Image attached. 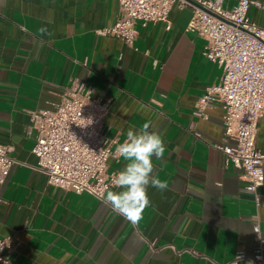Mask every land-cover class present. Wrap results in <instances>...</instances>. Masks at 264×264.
<instances>
[{"label":"crops","instance_id":"crops-1","mask_svg":"<svg viewBox=\"0 0 264 264\" xmlns=\"http://www.w3.org/2000/svg\"><path fill=\"white\" fill-rule=\"evenodd\" d=\"M254 1L261 4H251L248 15L264 26V0ZM118 15L119 0H0V143L16 159L0 182L9 264H226L238 251L252 253V225L258 217L264 231V207L217 148L231 142L221 103L195 114L222 68L203 54L205 37L187 30L192 8L176 2L170 29L139 24L133 46L97 32ZM72 77L85 79L92 97L108 106L102 131L112 152L109 172L127 163L116 148L130 127L150 120L163 136L164 162L153 159L154 174L169 188L148 187L151 206L139 224L87 192L48 184L36 168L31 113L54 110ZM257 145L264 153V112ZM258 191L264 195V184Z\"/></svg>","mask_w":264,"mask_h":264},{"label":"built area","instance_id":"built-area-1","mask_svg":"<svg viewBox=\"0 0 264 264\" xmlns=\"http://www.w3.org/2000/svg\"><path fill=\"white\" fill-rule=\"evenodd\" d=\"M193 1V2H192ZM190 6L192 16L187 30L206 39L203 54L222 68L217 83L206 86L199 97L195 114L205 116L214 102L224 109V135L229 144L217 145L226 163H233L247 180V188L255 193L257 207H264V153L257 145L259 121L264 112V26L248 15L251 4L259 1L238 0L226 8L224 0H119V15L111 26L99 29L133 46L138 25L164 22L172 6ZM108 106L92 97V88L80 77H72L61 93L54 110L31 113L30 133H36L33 152L38 158L36 168L47 176V183L64 191L87 192L104 200L105 189L115 187L118 172L108 171L112 154L103 133ZM16 159L7 145L0 143V182L9 175ZM254 250L238 251L226 264H239L249 259L264 264V231L258 217L253 222ZM151 246L155 243L150 242ZM11 238L0 236V264H9L6 250Z\"/></svg>","mask_w":264,"mask_h":264},{"label":"clouds","instance_id":"clouds-1","mask_svg":"<svg viewBox=\"0 0 264 264\" xmlns=\"http://www.w3.org/2000/svg\"><path fill=\"white\" fill-rule=\"evenodd\" d=\"M153 125L145 121L139 128L130 127L126 139L116 153L127 163L117 173L114 185L120 189H105L104 200L113 211L132 224H139L146 208L151 206L148 187L160 192L168 190L169 183L154 174L153 159L164 162L166 145L161 133L150 130Z\"/></svg>","mask_w":264,"mask_h":264},{"label":"water","instance_id":"water-1","mask_svg":"<svg viewBox=\"0 0 264 264\" xmlns=\"http://www.w3.org/2000/svg\"><path fill=\"white\" fill-rule=\"evenodd\" d=\"M193 2V1H192Z\"/></svg>","mask_w":264,"mask_h":264}]
</instances>
